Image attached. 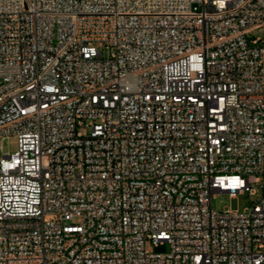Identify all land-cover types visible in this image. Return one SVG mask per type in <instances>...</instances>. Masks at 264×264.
Returning <instances> with one entry per match:
<instances>
[{"label":"built area","instance_id":"built-area-1","mask_svg":"<svg viewBox=\"0 0 264 264\" xmlns=\"http://www.w3.org/2000/svg\"><path fill=\"white\" fill-rule=\"evenodd\" d=\"M11 136L0 264H264V0H0Z\"/></svg>","mask_w":264,"mask_h":264},{"label":"rangeland","instance_id":"rangeland-1","mask_svg":"<svg viewBox=\"0 0 264 264\" xmlns=\"http://www.w3.org/2000/svg\"><path fill=\"white\" fill-rule=\"evenodd\" d=\"M3 154H12L17 151L18 139L15 136L5 138L0 141ZM258 196H251L249 192L239 194L236 198H231L228 194H218L212 200V208L217 212H222L226 209L238 210L243 212L251 205V201L255 200ZM153 251L157 254H168L170 252V246L168 243L159 244Z\"/></svg>","mask_w":264,"mask_h":264}]
</instances>
